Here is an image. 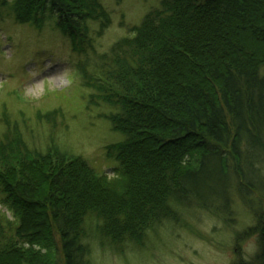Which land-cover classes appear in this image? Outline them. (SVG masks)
I'll return each mask as SVG.
<instances>
[{"label":"trees","instance_id":"obj_1","mask_svg":"<svg viewBox=\"0 0 264 264\" xmlns=\"http://www.w3.org/2000/svg\"><path fill=\"white\" fill-rule=\"evenodd\" d=\"M4 15L36 31L49 24L90 56L79 77L123 138L106 148L108 179L60 153L54 135L39 151L20 124L4 130L19 151L0 156L11 214L0 212V264H89L93 245L140 247L191 205L232 227L236 203L254 219L236 241L258 243L237 264H264V0H158L96 56L111 19L100 0H0Z\"/></svg>","mask_w":264,"mask_h":264},{"label":"rangeland","instance_id":"obj_2","mask_svg":"<svg viewBox=\"0 0 264 264\" xmlns=\"http://www.w3.org/2000/svg\"><path fill=\"white\" fill-rule=\"evenodd\" d=\"M100 1L111 19L100 37L95 35L99 38L93 41L95 52L91 56L106 53L118 40L131 37V29L158 6V0ZM4 16L0 19V141L4 140L5 145L3 148L0 145V156L19 151L15 134H10L14 139L11 141L2 133L8 126L13 128L20 124L30 149L45 151L48 136L54 135L60 153L69 160L81 158L110 179L114 164L106 157V148L121 142L123 137L105 118L112 110L97 105V99L92 97L94 92L79 77L77 66L88 63L90 56L74 52L71 41L49 24L36 31L30 25H17L11 17ZM99 23L89 24L90 31L95 33ZM3 191L0 188V212L11 219L10 208L3 203L8 193ZM262 204L264 206V201ZM233 218L235 225L229 227L201 207L191 205L181 210L175 223L150 231L140 247L127 243L122 249L112 251L93 245L89 264H237L242 259L247 261L258 249L257 240L248 236L236 241V236L251 226L254 219L240 203L234 205ZM22 248L29 247L22 245ZM23 257L15 260L23 262L24 258H29L32 261L35 252Z\"/></svg>","mask_w":264,"mask_h":264}]
</instances>
